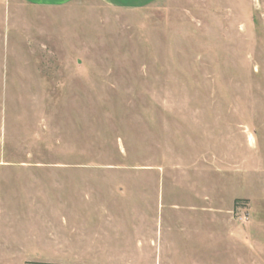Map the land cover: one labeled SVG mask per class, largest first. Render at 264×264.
<instances>
[{"label":"rangeland","instance_id":"374dc122","mask_svg":"<svg viewBox=\"0 0 264 264\" xmlns=\"http://www.w3.org/2000/svg\"><path fill=\"white\" fill-rule=\"evenodd\" d=\"M0 264H264V0H0Z\"/></svg>","mask_w":264,"mask_h":264},{"label":"crops","instance_id":"0c3cea01","mask_svg":"<svg viewBox=\"0 0 264 264\" xmlns=\"http://www.w3.org/2000/svg\"><path fill=\"white\" fill-rule=\"evenodd\" d=\"M23 2L41 8H60L75 0H22ZM102 4L118 9H138L153 3L155 0H98Z\"/></svg>","mask_w":264,"mask_h":264}]
</instances>
